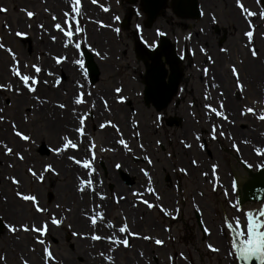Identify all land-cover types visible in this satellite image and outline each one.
I'll use <instances>...</instances> for the list:
<instances>
[{
    "label": "rangeland",
    "instance_id": "374dc122",
    "mask_svg": "<svg viewBox=\"0 0 264 264\" xmlns=\"http://www.w3.org/2000/svg\"><path fill=\"white\" fill-rule=\"evenodd\" d=\"M101 2V6H104L102 0H98ZM91 3L89 0H85L84 3ZM220 0H203V6L204 9H206V13L209 14L212 12V16H217L219 19L218 24L222 26L223 21L221 20L220 16V10L221 7L219 5ZM227 3H230L232 7H235L234 0H224V5ZM246 2L249 4L248 0ZM111 4L114 5L112 10H109L108 15H104V13L101 15V8L98 11V16L93 17L91 20L93 23L92 26L94 28L103 29V32H106L107 34H104V41L102 42L101 47H99L101 50L103 49L106 51L105 53H108L107 56H101L94 58L96 63H98V66L100 67V80L98 83H96L95 86H91L92 88L97 89V94L102 95V92L108 91L110 93L114 94V90L116 87H123L122 92L124 93H131L133 90L135 91V94L132 95L133 102H130V105L134 106L136 110L139 112L137 120L140 121V129L142 126V122L146 121H154L155 118V111L152 109H148L146 105H144L141 97V72L143 71L144 63L143 61H140L136 58V46L134 44V40H136L134 33L132 32V25L122 32V35H118L115 31H109L108 28H100V26L96 25V21L98 19L104 20L105 25H108L110 22L111 24H114L118 26V22L113 19L114 16L122 17L124 13L127 12L128 9V2L127 0H122L121 3L117 2V0H111ZM251 4V3H250ZM54 0H0V8L6 9V12H0V29L1 30H7L4 34L0 32V42L4 43L6 47H10L17 55V58L23 63H27L29 67L27 69H22L24 72H29L31 69V65L33 63L42 65L44 60V51L37 52L33 49L34 44V33L30 32V24H33L34 28H40L38 25L43 24V20L39 17L40 12L46 17L47 22H51L52 20V12H54ZM90 6V4H89ZM13 8H15L13 10ZM236 8V7H235ZM22 9L27 11H33L36 13V16L33 18V20H30L29 17L26 15L25 11H22ZM47 9L48 11H45ZM237 9V8H236ZM165 13L167 16L174 17V13L171 10V8H167L165 10ZM162 17V16H161ZM206 19L209 21L208 16ZM135 20L132 21L134 23ZM142 21V20H141ZM212 21V19H211ZM83 21L82 26L84 28H88L87 22ZM21 23L23 26H21ZM213 23V21H212ZM44 25V24H43ZM119 27V26H118ZM223 27V26H222ZM183 33H189V30H186L185 27H181ZM153 29V27H152ZM242 29H246V26L240 28V31H236L238 35V40H240L242 43L245 42ZM262 31H264V28L261 27ZM24 32L28 34L26 37H18L15 35L16 32ZM99 31V30H98ZM30 33V35H29ZM146 33L149 35V38L151 39L153 36L152 32L148 33L146 30ZM235 33V34H236ZM20 48H22L23 53L21 50L17 47V44ZM32 49V56H30V52ZM243 52L246 54L247 57H250L248 51L243 48ZM258 50L260 52L259 55V61L257 67H260L261 70V78L260 83L264 84V44H260L258 46ZM3 52L4 58L0 60V74H6L5 76L8 78V80L4 81V84L11 83V78H15L11 75L9 71V66L11 65V57L8 55V53L4 52L3 50H0ZM40 53L42 54L40 56ZM32 57V58H31ZM129 63V67H128ZM6 66V67H5ZM5 67V72H1L2 68ZM138 69V72H137ZM250 75L252 73H256V68L254 70H250L248 72ZM189 75V74H188ZM256 76V75H255ZM17 79V78H15ZM18 81V80H17ZM3 83V81H2ZM1 84V80H0ZM12 84V83H11ZM43 85V84H41ZM13 86V84H12ZM261 90H264V87L260 88ZM259 90V89H258ZM257 90V91H258ZM259 91L258 96L253 94V98H250V102H256V106H258L259 110L262 107L261 104V96L262 91ZM16 92V91H15ZM15 92L11 93L8 90L0 89V101L3 103L0 108H2L4 111L0 113V115L5 116V121L0 122V124L4 123L3 129L5 131H8V134L10 137H14L17 139L13 134L11 130V122H15L17 127L19 128H25L29 132L33 134V139L35 140V143L32 145H28L24 143L22 147L16 148L14 146V152L20 151L22 155H24V160L21 161L18 158H16L14 155L12 156H6L4 155L3 148H0V154L4 155L7 158L8 165L3 167L0 166V205L5 204L7 207L10 206L11 208H15L20 211H25V214H17L16 217H5L2 215V210L0 209V218L7 221H15V222H27L29 221L32 216V214H35L34 209L31 206L30 202H25L20 200L16 196V190L17 186L11 182V177H15L21 182V188L20 190L25 193H32L37 196V199L40 200V204L49 210H53V213L56 214L57 217H61L60 213H63L65 215L64 218H59L63 220V223L60 227L54 226L50 236L48 237V240L46 241L48 245L51 246V251L53 252L55 256V261L52 262V264H64L65 259L67 257V254L69 252H73L78 249V242L79 239L77 235H73L75 230L74 222L71 219V214L73 213L74 206L71 205V203L66 202L65 197L62 192H56L54 191V187L51 184V180H53L54 183H63L65 182V179L63 175H58V179L55 180L54 178L57 175L54 174H45V180L43 183L36 182L34 178L26 171L27 168L33 167L35 170L40 171L41 166L45 164H53L52 162V155L54 154L49 149V154L42 155L40 153V149L42 145L44 144L46 147L49 148V146L55 145L58 141L54 142L51 141V138L49 137L50 134L46 129V122L43 119H36V117L28 113L27 110L30 107V105L26 106L25 108H22V110L19 112L20 115V122L23 124V126H20L17 122V119L14 118V115L16 112H18L19 109H15L14 106V97L13 95ZM26 92V91H25ZM254 92V90H253ZM27 98L31 100L32 96H30L27 92L25 94ZM40 98L45 100L41 93L39 94V91L37 93ZM190 96L185 98V100L180 99L178 105H176L179 109L177 110V113L182 116V118L187 119V115H189V111H191L190 108ZM49 104L54 105L59 110V113L61 116L63 115L62 109L58 108L53 102H50ZM14 105V106H13ZM242 105H248V102L246 100L241 101V103L238 105V109L236 110L237 115L239 114L238 110H240V107ZM249 105L254 106L253 103H250ZM126 109L129 107H125ZM202 109V107H200ZM261 111V110H260ZM110 113V112H108ZM167 113V114H172ZM66 115V114H65ZM65 115L62 117L64 118ZM110 115V114H109ZM25 116H27L28 122L25 123ZM111 119H114L110 115ZM188 120V119H187ZM242 120V119H240ZM238 120V121H240ZM251 120H254L251 116L247 119V126L249 129V126L251 125ZM91 121V118L90 120ZM98 120H95L94 122H97ZM244 124L246 125L245 119L243 120ZM255 123V120L253 121ZM116 123H118L116 121ZM184 122H182V125ZM182 125L176 126L173 125L169 128L163 127L162 130L157 132V135H152L150 132H148L147 137L145 136V133L143 132V140L142 143H145L149 146L148 149L144 148V150L132 153L128 155V158L134 163V169L137 172H140L141 167H147V163L143 160V157L147 155L152 160L153 165V171H154V179L153 183L157 184L158 189H161L159 186V182L157 183L158 175L160 173V170L165 165L168 167V174L172 176V173L175 171H179V166H184V160H179V152L181 150H185L183 143H181L182 140L186 141L187 143L191 142L193 139L192 134H185L182 131ZM252 126H250V130H252ZM246 129V128H245ZM111 130V129H110ZM193 132L195 129H192ZM113 132V130H111ZM164 131V132H163ZM172 132L175 134L173 135ZM189 132V131H188ZM191 132V131H190ZM91 136L95 139L97 143V150L101 151V144L100 141L102 140V136L99 131H92ZM169 136L168 138H166ZM171 137V138H170ZM262 143H264V121H261V138ZM0 140L5 141V139ZM116 140V137H113V142ZM157 141H159L160 145H158ZM9 146H13V142L10 140V142H6ZM225 148L227 147L228 151L220 152L218 149L217 153V159L219 160L222 171L225 174L226 178L228 177L227 172L231 169V162L234 161L233 152L230 148L229 142H224ZM99 145V146H98ZM135 145H137V142H135ZM160 146H163L160 148ZM30 147V151H24L25 148ZM218 147V145H217ZM139 148V147H138ZM136 148V150H138ZM98 151V152H99ZM99 155L101 156V159L106 162V169H110L111 171L115 172L116 175L119 176V178L124 182L125 185H127L129 189V195L132 201H130L131 205L133 202L134 207H136V210H140L139 212V220L143 221H152L150 226L148 225H138L139 232L142 235L152 237L150 240H144L140 237L137 239H134V235L128 236V241L130 242V246L128 248H124L122 245L116 250L109 251L108 253H105L108 257H113L116 264H132V262L136 263H142V264H233V258L228 255V245H226L225 241V235L221 234V227L223 225V215L220 212L223 210V212L228 215L229 218L234 217L235 215H238L236 211L230 207H228V203L222 198V196L216 194V198L218 201H216L215 197L210 192V189L206 185H203L204 182L201 184H195V182L188 183L189 180L185 179L183 180L184 185H182V191L184 193L189 192L190 197H185L184 203L181 200L180 196H176L173 194V188L171 185H163V187H166V190L168 189L167 195L163 196L161 199V203L168 211V207L172 209V212H176L175 210L178 208L180 218L176 221H172L171 219H168L166 215H164L161 211H159L156 207L149 209L146 205H142L141 203H138L135 201V197L133 195L132 189L134 188V183L132 181H129L128 183L124 181V176L128 177V179H131V175L128 172H125L124 165L122 166V169H115V165L117 163H120L118 158H114V154L112 152H107L105 155L103 152H99ZM188 158L187 160H189ZM224 159H227L229 163H226ZM264 159V157H262ZM19 161V162H18ZM108 162V163H107ZM10 163H13L11 167H9ZM44 163V164H43ZM54 165V164H53ZM5 169V170H4ZM4 170V171H3ZM101 175L103 174V169L99 168ZM126 170H128L126 168ZM180 172V171H179ZM168 174H164L161 177V181L164 179V177ZM123 177V179H122ZM172 178V177H171ZM75 183H76V178ZM173 179V178H172ZM171 179V180H172ZM3 181L6 183H3ZM24 181V182H23ZM164 182V181H162ZM144 184V183H143ZM9 185V186H8ZM11 186V187H10ZM115 182L107 180L106 189L108 193H111L115 189ZM206 188H208L206 190ZM50 191V192H49ZM171 192V195L169 193ZM204 195L201 196L200 193H203ZM118 195L126 194V192L117 191ZM195 196V197H193ZM119 197V196H118ZM110 199V202L112 203L111 210L106 212L105 218L106 220H110L111 222H114L118 226L123 222V218H127V223L130 226V221L128 218V214L121 211L122 209L119 207V203L114 202V199L110 196L108 197ZM151 199V197H150ZM196 201V206H199L200 214L202 219L205 218L206 223L204 225H207L210 228H213L215 226L216 228V234L219 235V237H222L223 240L221 246L213 239V235L211 236H205L203 235L202 231L200 230L197 219H195V210L196 207H194V200ZM152 200V199H151ZM154 202H151L155 204L157 201L153 199ZM69 203V204H68ZM59 205V207H57ZM90 202L88 204V208L85 209V212H88L92 209L89 207ZM141 206V207H139ZM115 207V209H114ZM9 208V207H8ZM55 211V212H54ZM217 211V212H216ZM69 213V216H68ZM182 213H184V218H182ZM28 214L30 217H27ZM232 214H234L232 216ZM39 215V214H37ZM2 216V217H1ZM43 218V217H41ZM5 223V222H4ZM141 223V222H140ZM148 223V222H147ZM153 224V225H152ZM165 229H168L169 231H165ZM133 232V231H132ZM134 233V232H133ZM126 235V234H125ZM209 235V234H208ZM19 237L17 239L16 237ZM224 236V237H223ZM6 237V238H5ZM27 237L26 234L19 233L14 235H11L8 233L7 229L5 227L0 229V255L6 257V261H0V264H21L20 256L14 255V257H8L6 254L7 248L5 245L6 241L9 240V238H12L14 240H20L25 239ZM143 237V236H142ZM160 238L165 242L164 245H156L154 243V238ZM123 238V237H121ZM144 241L145 246L139 242ZM213 244L217 246V244L220 246L219 252H213L208 247H206L207 244ZM225 244L226 246H223ZM33 245V246H32ZM132 245H136L132 248ZM2 246H4L2 248ZM35 247L36 251L32 252L30 251V248ZM25 258L29 260V264H32V260L30 261V257L34 256L35 253L41 254V246H35V244L27 243L25 245ZM132 248V249H131ZM92 249H89L88 252L90 253ZM103 249L97 248L95 251L92 250L91 254L98 255L102 252ZM143 253V255H141ZM146 253V255H145ZM183 254V255H181ZM69 257L72 259L73 264H80L83 262V255H69ZM100 257V256H99ZM171 257V259H169ZM101 260L105 259L100 257Z\"/></svg>",
    "mask_w": 264,
    "mask_h": 264
},
{
    "label": "flooded vegetation",
    "instance_id": "af4514ba",
    "mask_svg": "<svg viewBox=\"0 0 264 264\" xmlns=\"http://www.w3.org/2000/svg\"><path fill=\"white\" fill-rule=\"evenodd\" d=\"M187 2L191 3L190 1ZM242 2L244 3L245 7L249 8L251 11L258 13L259 11L264 10V0H260L259 4L257 3V0H248L249 4L246 2V0H242ZM161 4H162V9L159 12V16L154 20V22L151 25H148L147 18L145 15L144 18H142L141 22L144 28L143 36L148 43H150V41L154 39L157 40V44H159L161 40H168L170 42V44L168 45L170 49H163L160 53H152L151 51V53L148 55V52L142 47L141 49L136 48L135 53H136V58L140 61H143L144 63L143 71L141 72V76L139 79L141 80V85H142V89H141L142 101L144 105L148 107V109L150 110L153 109L155 111V118L157 115H162L163 119L157 123H154L155 118L154 121L152 122L149 120L146 122H142L141 129L143 130L145 136L147 137L148 132H150L152 135H157V132L162 130L163 127L169 128L173 125L180 126L182 125V122H184V124L182 125L183 133L192 134L193 139L191 140V142L188 143L191 145L190 148H186L184 146L186 149L181 150L179 152L178 155L179 160L180 159L184 160V166H179L178 169L179 171L182 168L186 169L187 174L185 175L181 171L180 172L175 171L174 173H172L171 176L167 172L168 167L164 165L160 170V173L158 174L161 175L160 177L158 176L157 179V183L159 182V186L161 188L158 189L157 184L153 183L155 179L154 171H153L154 167L152 164H148V162L143 157V160L147 163V167H141L140 172H137L135 170V172L138 173L139 175L136 174L133 175L130 173L129 170H125V172H128L132 178L128 179V177H126L125 175L124 181H126L127 183L129 181H132L134 183L133 186L135 189H132V191L143 192L148 187L147 178L141 172V169H144L145 171L149 172V175L151 176L152 179L151 186L155 188L156 192L161 196V198H163L164 195L165 196L167 195L169 190L168 189L166 190V187H163V185L168 184L174 187L173 194H175L176 196H180L183 203L185 201V197L191 196L189 192L184 193V191H182L181 187L182 185H184L183 180L188 179L189 184L195 182V184L197 185L198 184L202 185V182H204L203 185L207 184V187L210 189V192L215 197L216 201H218V199L216 198V194L220 195L228 203V207H230L229 201L233 203H235L237 200L240 201V192L242 191V186L244 185L246 180L250 178L246 166L251 165L250 168L252 169V171H254L260 165L261 157L256 155L254 148L264 147V143H262V140L260 139L261 121L256 119L251 113H249L248 115H241V111L246 105H242V107H240V110H238L239 112L238 115L236 112V110L238 109V105L241 103V101L246 100L248 102L247 105L248 107L251 106L249 105L250 103H253L254 106L251 107L256 109L257 114L260 113L258 106H256V102H250V98H253L252 95L255 94L253 90L255 91L256 89H258L261 83L260 82L259 84L255 83L256 73H252L250 75L248 71L247 72L245 71V69L247 68L246 67L247 60L249 61L253 60L254 64L256 65L260 63L259 61L260 52L258 50V46L260 44H264V31L260 30L261 27L264 28V19H260L259 15L249 18L251 20L252 25L254 26V35H253V43L248 47H246V44L248 42L246 41L245 35L243 34L244 36L243 38L245 42L242 43L240 40H238V35L236 31L239 32L240 28L243 27L244 25L247 28L248 24L242 18L239 9H236L237 8L236 6H235L236 8L232 7L230 3L227 2L226 5H224V0H220L219 5L221 9L219 10H220L221 20L223 21L222 24L223 27H221V29H219L220 31H218V28L216 27L215 23H212L211 21L212 12L207 14L206 9H204L203 0H199V7L201 10V17L199 19L182 16L185 15V13L184 12L182 13L180 10L179 11L176 10V9H180V5L179 2H177V0H163ZM234 4H235V0H234ZM169 7L173 11L174 17L166 15L165 10ZM184 7L186 8V6ZM231 9H235L239 17L242 19V25L236 26V31H235L236 34L235 33L231 34L230 30L224 24V22L226 21L225 18L229 17V15L231 14L230 11L232 12ZM207 16L209 18V21L206 19ZM181 27H185L186 30H189L188 31L189 33L186 34L183 33ZM146 30L148 33L152 32L153 37L151 39L149 38V35L146 33ZM157 30L164 33V35L158 36ZM245 31L246 29H242V32L245 33ZM55 35L57 36L58 33L55 32ZM134 35L136 38L135 33ZM89 42L93 47L99 48V46H97L94 42H91L90 39ZM249 47H255V49L258 52L257 58H253L251 56L249 52ZM201 48H203L205 51L201 52L200 51ZM236 48L238 50H235ZM243 48H245L248 51L250 57L246 56V54L243 52L244 51ZM225 49L227 51H223ZM64 51H67V49L61 50V47L59 50L48 51L47 55L49 54L50 60L54 63L56 67L58 66L62 68L64 66L63 64L68 61V59L62 60V62L59 65H57L55 63V60L53 59V57L56 56H60V57L67 56V52ZM101 52L104 54H108L105 53L106 51H104L103 49L101 50ZM205 52L207 53V55H205ZM233 65H235V67L237 68L240 82L244 85L243 92L239 91L236 87V77H234L231 72V68ZM128 67H129V63H128ZM76 68L78 70L77 66ZM204 69L208 70L207 74L204 73ZM46 71H52L56 74V76L60 78L61 81L60 85L58 87H53V89H58L62 95L67 94V92L69 91V87L65 84V81L69 80L68 73L64 71H57L56 69L51 68L50 66L47 67L45 65V72ZM178 75H179V80L177 84ZM158 78H160L161 81L157 84L156 80ZM44 79L48 80V85H44V87L52 89L51 85L53 84L54 77L47 76L44 73ZM120 88H122L123 90L122 86ZM154 89L157 90L154 91ZM260 90L261 89H259V91ZM135 91L133 90L131 93H124V91L119 93L118 94L119 96L125 98L123 103L117 102V100L115 99V97L117 96L115 91H113L114 94L108 91H104L102 92V95H99L97 93L93 95V98L97 100L99 103H101L103 107L104 104L100 100V97L103 96L108 101V109L102 110V113L99 114L100 118L98 120H100L101 122L112 120L115 123L117 121L118 122L117 126L119 128L120 133L123 134V138L128 142L129 146L133 149L132 153L139 151L142 152V150L138 147L142 143L141 141L143 140V132L140 129L141 123L139 120H137L139 112L136 110L134 106L130 105V102H133L131 96L135 94ZM261 91H262L261 100L262 99L264 100V90ZM187 93L188 96H190L189 105L191 108V111H189L188 113L189 115H187L188 117L187 119L193 123V126L191 125L192 126L191 128L189 127L185 128V122L188 120L185 118L183 119L182 116H180L177 113L179 107L175 108L177 107L176 105H178L180 99L183 98V100H185V98L187 97ZM258 93H256L257 96ZM206 95L209 97V99L207 100L205 99ZM229 98H233L234 101L233 108H230L228 106ZM46 99L49 101H54L57 104L59 103L65 104V101L60 99H55L52 96H48L46 97ZM166 99L167 101L165 102ZM221 102H223L224 105V109H223L224 115H226L228 119L223 120L219 117H216L213 114L210 120L208 116H206L207 110L205 109L204 105L211 104L213 107L219 110V104ZM163 104H166L164 108L162 109L156 108L157 105H163ZM114 106L122 107V108L129 107L127 109L125 108L126 111L129 113L128 117L126 112L124 113L120 111L119 114L116 113ZM200 107H202V109H200ZM171 112L173 113L167 114ZM109 114L114 119H111ZM249 116H251L255 120V123L253 122L254 120H251L250 123L251 124L250 126L253 125L252 130H250V126L249 129L247 126V122H248L247 119ZM93 118H94V114L91 113V119ZM244 119L246 121V125L243 122ZM121 121H126L128 123L129 126L128 133H126V129L123 127L124 125ZM213 123L221 125V127L217 130V139L215 140H212L209 137L211 124ZM134 125H136V127H134ZM93 129L96 130V125L93 126ZM110 129L111 127H106L105 130L101 129L100 132H105ZM192 129H195V131L193 132ZM220 131H223L225 133L223 137L219 135ZM135 132L140 133L139 137H136L134 135ZM111 133L113 132L111 131ZM111 133L109 134L110 136H112ZM253 133H256L257 135ZM172 134L174 135L175 133L172 132ZM194 134L200 135L201 139L199 142H197L194 139ZM168 137L169 136H167L166 138ZM229 137H231L232 139H229ZM108 139H110L109 136ZM108 139L101 140V148L114 147L113 145L114 143L112 141L113 139L111 138L110 139L111 141H108ZM243 140H248L250 141V143L244 144L241 142ZM135 142H137V145H135ZM224 142L230 143V148L233 152L232 155L234 157V161L231 162V169L230 171L227 172L228 175L227 178L222 171V167L219 160L217 159L218 149L220 152L228 151L227 147L225 148ZM142 144L144 145V148L146 149L149 148V146L146 145L145 143ZM200 144H203L204 147L201 148L199 146ZM233 144H235L239 148L238 152L233 147ZM158 145H160V143H158ZM162 147L163 146H160V148ZM246 147L249 148V153L257 157V159H252L248 155L244 154L243 151L246 150ZM136 148H138V150H136ZM120 153L124 156H128L132 154L125 151L122 148V146L120 148ZM188 158L190 159L187 160ZM193 160L197 161L196 166L192 164ZM224 160L226 163H229L227 159ZM211 164H218L219 166L217 169V174L219 176V181H218L219 187H217L215 191L212 190L213 183L211 181V172H210ZM106 165H107L106 162H104L102 159H97L94 164L96 172L93 176L94 180L103 181L105 187L107 183L105 185L104 177H105V173H107L109 169V168L106 169ZM234 165H236L242 171L245 177H240L235 172L236 169ZM101 167L104 170L102 175L99 170V168L101 169ZM202 172H209V176L208 177L202 176L201 175ZM164 174H168V175L164 177V179L162 180L164 182H162L161 177ZM117 178L118 175H116V181L120 179L119 178L117 180ZM234 180L238 181L236 191H234L232 187ZM110 181L113 182V180ZM119 181L123 186L127 187V185H125L121 179ZM161 183H163V185H161ZM116 187L117 186H115V189ZM208 188H206V190ZM115 189L110 193L113 199L124 197V199L119 200V204H121V202L125 201L126 199L130 200L131 197L129 195L128 187L127 190L124 191L126 192V194L123 195H118L117 194L118 190ZM225 191L228 192L227 196H225ZM169 195H171V192L169 193ZM134 197L136 200H139L136 196ZM150 197L152 200L150 199ZM144 199H147L151 203L154 202L153 199H155V197L152 196L151 193H146ZM196 201L197 199L193 201L194 207H196ZM159 203L162 204L160 201ZM142 205L145 204L142 203ZM230 208L232 209L233 207ZM233 209L235 210V208ZM179 211L173 213L172 209L168 207V212L172 213V215L167 216V218L171 219L172 221L178 220L180 218ZM122 212L123 214L127 213L123 209ZM220 212L222 213L223 217L224 216L228 217V215H226V213L223 212V210H221ZM236 213L239 214L240 212L236 211ZM194 214L196 216L195 219H197L198 226L202 231L203 235L211 236L213 233L216 234L217 230L215 226H213V228H210L207 225H204V223H206L205 218L202 219L199 211L195 210ZM182 218H184V213H182ZM129 227L132 230L131 225ZM205 227H207L210 230L211 233L210 235L204 233L203 229ZM223 235H225V233ZM219 239L220 241L221 239L223 240L222 237H220ZM215 241L218 242L217 240ZM225 241H226V237H225ZM218 244L221 246L222 243L218 242ZM218 244L217 246L215 245L214 246L219 248L220 246ZM226 245L223 244V246Z\"/></svg>",
    "mask_w": 264,
    "mask_h": 264
},
{
    "label": "snow or ice",
    "instance_id": "6c2138e0",
    "mask_svg": "<svg viewBox=\"0 0 264 264\" xmlns=\"http://www.w3.org/2000/svg\"><path fill=\"white\" fill-rule=\"evenodd\" d=\"M93 3H96V0H92ZM119 2V0H117ZM260 0H257V3L259 4ZM65 3V10L62 12L61 18L59 21H57V17L55 15L52 16V20L56 21L53 24V27L62 33V46L65 49H68L69 47L73 48L74 51V59L71 61L74 65H76L83 78L86 80L88 77V69L86 67V61L85 57L88 52L95 51L93 46L88 43L85 29L81 27L79 21L76 19L79 16H82L81 11V3L80 0H64ZM235 6L237 9H239L240 14L242 18L245 20V22L248 24V29L245 31L244 35L247 38L248 43L246 44V47L251 45L253 43V34H254V26L251 23L250 17L259 15L260 19H264V10L257 12L251 11L249 8L245 7L242 0H235ZM103 11L107 12L109 11L108 7H103ZM22 11L26 12V15L29 18H32L35 13L31 11H27L22 9ZM45 11H48L45 9ZM0 12H6V9L0 8ZM114 20L119 21V16H114ZM213 22L215 21V16L211 17ZM96 23H101L100 21H96ZM40 28H43L44 25L40 24L38 25ZM104 27H110V25H103ZM30 27V25H29ZM139 27V26H138ZM114 31L119 34L120 29L115 28ZM16 36L18 37H26L27 33L25 32H16ZM157 35L162 36L164 33L157 30ZM53 41H55L56 37H52ZM154 46V45H152ZM0 50H3L4 52L8 53V55L11 57V65L9 66V71L11 75L15 78H17L18 82H20V87L16 88V94L20 95L22 94V90H26L29 94L32 95V99L34 102L38 104L46 103L47 101H43L40 99L39 95H36L37 93V86L40 84L48 85V80L44 79L41 80L39 77V74L41 73V66L38 64L33 63L31 65L32 72H24L22 69H27L29 65L27 63H23L17 58L16 53L10 48L6 47L4 43L0 42ZM87 50V51H86ZM201 52H204L205 50L203 48L200 49ZM223 51H227L226 49ZM249 52L253 58H257L258 52L255 49V47H249ZM95 55L100 56L99 52H95ZM205 55L207 53L205 52ZM103 58V57H101ZM55 60V63L59 65L62 60H67V56L62 57H53ZM207 69H204V73L207 74ZM231 72L234 77H236V87L239 91H244V85L240 82V78L238 75L237 68L235 65L232 66ZM45 74L50 77H54L52 87H58L61 83L60 78L56 76V74L52 71H46ZM79 91L74 95L72 99V103L74 105H84L87 103L85 97H91L92 93L90 91H85V85L77 82L76 84ZM0 89L12 91L13 87L11 83L7 84H0ZM122 92V88L116 87L115 93L117 96L115 99L119 103L124 102V97L119 96L118 94ZM205 99H209V97L206 95ZM100 100L103 102L105 109H108V101L101 96ZM261 103H264V101H261ZM60 109H64L66 107L65 104L59 103L56 105ZM206 111V116L211 120L212 115L214 114L216 117H219L223 120H227L228 117L224 115V105L223 102L219 104V110L217 108L213 107L211 104H205L204 105ZM95 108V103L91 105L89 110L87 112H80L76 108L71 109L72 115L74 117V123L70 126L65 128L64 131L58 134V141L57 143L51 147L50 151L54 153L57 157H63L67 159L68 161L72 162L73 165H78L80 169L87 170L86 172V179L81 178L80 175H77L76 179L78 181V184L76 186V191L81 194L86 193H92L96 197L99 198L100 201H105L107 197L100 191H97V188L99 185L103 184V181L94 182L93 176L96 172L94 164L96 160V143L95 139L91 136L90 131L88 130L87 121L90 120L91 112ZM4 110L0 108V113H2ZM251 113L256 119L260 121H264V109L260 111L259 114H257L256 109L253 107L245 106L242 111L241 115H248ZM5 116L0 115V122L5 121ZM163 119L162 115H157L155 118L154 123L159 122ZM25 123L28 122L27 116L24 118ZM101 129L105 128L106 126H111L112 128L116 129L117 133L119 134L120 138L116 140V143L121 145L122 148L132 153L133 149L129 146L128 142L123 138V134L120 133L118 126L113 123L112 121H107L106 123H102L99 125ZM136 127V125H134ZM221 127L219 124H211L209 137L212 140L217 139V130ZM11 130L12 134L17 137L20 141L25 142L28 145H32L35 143V140L33 139V134L29 132L25 128H18L15 122H11ZM134 135L136 137H139L140 133L135 132ZM219 135L223 137L225 133L223 131L219 132ZM194 139L199 142L201 137L199 134H194ZM229 139H232L229 137ZM244 144L250 143L248 140L241 141ZM159 143V141H157ZM181 143H184V146L186 148H190L191 145L181 141ZM201 148L204 147L203 144L199 145ZM233 147L236 149V151H239V148L233 144ZM0 148H3L4 155L6 156H12L14 155L19 160H24V155L21 154L20 151H13V148L10 147L6 142L0 140ZM139 148L141 150H144V145L141 143L139 145ZM101 151H115L114 148L108 147L104 148L102 147L100 149ZM24 151H30V147H27L24 149ZM254 151L257 156L264 157V148L255 147ZM81 154V155H77ZM144 159L148 162V164H152V160L145 155ZM192 164L194 166L197 165V161L193 160ZM12 165L10 164L9 167ZM117 169L121 168V165L117 163L115 165ZM218 164H211L210 165V172H211V181L213 183V191L216 190L217 187H219V176L217 174ZM251 167V165H249ZM259 167L264 168V165H259ZM26 171L34 178L36 182L43 183L45 180V174L50 173L54 175H59V172L56 171L53 164H45L41 166V170L38 172L33 167H29L26 169ZM181 172H183L185 175L187 174L186 169H180ZM141 172L143 175L147 178V184L148 187L143 192H134L133 195L136 196L139 199L140 203L145 204L149 209L156 207L159 211H161L166 216H171L172 213L168 212L166 208L159 203L161 201V196L156 192L155 188L152 187V179L149 175L148 171H145L144 169H141ZM202 176L208 177L209 172H202ZM11 182L17 186L16 190V196L25 202H30L32 208L34 209V212L39 215L33 216L29 221L27 222H20L18 224L12 223L7 226V231L11 235H16L17 233L23 232L32 234V240L33 244L41 246V260L43 261V264H52L53 261H55V256L53 252L51 251V246L47 244L45 237L48 234L49 225H53L56 227H60L63 223L62 219H58L55 215L48 214V210L45 207H42L37 199V196L32 193H25L20 190L21 188V182L16 179L15 177H11ZM238 181L234 180L232 187L233 190H237ZM146 193H151L152 196L155 197V200L157 203L153 204L150 203L147 199H144V196ZM202 196L203 193H200ZM228 195V192L225 191V196ZM83 198V197H82ZM124 199V197H119L118 199H115L116 203H119V200ZM241 202L237 200L235 203L229 201V206L235 208L237 212H241V208L239 207V204ZM59 207V205H57ZM102 205L100 204H94L93 209H91L88 212H84V217L89 221L90 227H91V233L87 236L81 233L74 232L73 235H79L82 239H90L94 242H101V243H107L108 245V251H115L116 248L120 247L121 245L124 248H128L129 242H128V236L137 235L138 233H133L130 230V227L127 223V218H123V222L118 226L117 224L111 222L110 220L105 219V215L103 211H98L101 209ZM196 210L200 211L199 206H196ZM176 211H179L176 209ZM244 217L243 224L241 223L240 216H234V217H227L224 216L223 219V225L221 227V234H224L225 231L227 232V242H228V255L233 258V264H236L237 261L240 262V264H249L253 259L259 262V264H264V206H260L256 208L255 210H248L244 211L242 213ZM43 217V218H41ZM5 227L3 220L0 219V228ZM109 230L107 234L103 232V229ZM165 231H169L168 229H165ZM203 231L206 234H211L210 230L205 227ZM100 234H97V233ZM126 234V235H125ZM123 237V238H121ZM19 239V237H16ZM144 240H150L152 237L149 236H143L140 237ZM154 243L156 245H163L164 241L157 238L154 240ZM206 247H208L213 252H219L220 249L218 247H215L214 245L207 244ZM30 251L35 252V247L30 248ZM143 255V253H141ZM183 255V254H181ZM99 256L102 258H106L112 261V264H114V258L113 257H106L105 252H100ZM171 259V257L169 258ZM21 264H29V260L24 258L23 256L20 257ZM0 261H6V257L0 255Z\"/></svg>",
    "mask_w": 264,
    "mask_h": 264
},
{
    "label": "bare ground",
    "instance_id": "6f19581e",
    "mask_svg": "<svg viewBox=\"0 0 264 264\" xmlns=\"http://www.w3.org/2000/svg\"><path fill=\"white\" fill-rule=\"evenodd\" d=\"M55 1V6H54V15L57 17V21L60 20L61 18V8L62 7H66L64 0H54ZM15 8H13L14 10ZM232 12L230 11V15L228 18H225V26L230 30L231 34H234L236 31V26H240L242 25V19L239 17L237 11L235 9H231ZM85 13L87 16H91L93 13H98V9L87 6L85 8ZM39 17L46 21V17L42 14V12H40ZM24 25V24H23ZM21 23V26H23ZM7 30H1L0 32H2L3 34L6 32ZM32 32L34 33V41L36 43V47H35V51L37 50H44V63L45 65L48 67L50 66L51 68L56 69L57 71H64L67 72L68 75L71 74V78H69L68 81H65V84L69 87L70 90H74V83L75 80H81V74L80 72L77 70L76 66L72 64V62L69 60L66 63H64L63 67H56L54 65V63L50 60L49 54L47 55L48 51H53V50H59L62 46V42H61V38H60V34H58L57 36L55 35V32L53 30V28H50V25L48 23L47 27H43L41 30V33H39L40 37L37 36L38 30H35L34 28H32ZM107 34L106 32H103V30L98 31V29L90 27V31H89V39L91 42H94L97 46L101 47L102 42L104 41V34ZM52 37H56L55 41H53ZM17 44V43H16ZM17 47L22 51V48H20L17 44ZM74 49L69 47L67 49V51L64 52H69L70 55H73ZM235 50H238L237 48ZM3 52L0 51V60L4 58L3 56ZM33 54H30V56H32ZM6 67V66H5ZM5 67L2 68L1 72H5ZM246 69L245 71L249 72L250 70H254V68H256V76H255V83L259 84L260 78H261V70L260 67H257L256 64H254V61H249L247 60L246 63ZM6 75V74H5ZM4 74H0V80L4 81L8 80V78L5 76ZM11 83L14 85V91L16 88H19L20 82L17 81V79L15 78H11ZM261 87H264L262 84H260V87L258 89H260ZM256 89L254 92L257 93L259 92V90ZM258 90V91H257ZM39 92H43L44 94H46V97L48 96H52L55 99H60L65 101V104L67 103V108L66 111H64L63 113H65V117L61 118V116L59 115V111L56 110L55 108H53L50 104H44V105H39L38 103L34 102L32 103L30 101L29 98H27V96L25 95L24 90H22V94L17 95L16 92L13 95L14 97V106L15 109H19L18 112L15 113L14 118L17 119V122L19 123L20 126H23V124H21L20 122V115L19 112L22 110V108H25L26 106L30 105V107L28 108L27 112L28 113H34V116L37 119H44L47 120L45 121L47 126L46 129L50 134V138L51 141L56 142L58 137V134L61 133L62 131L65 130V128L70 127L73 123H74V117L72 115L71 109H73L75 106L72 103V95L71 93L68 91L67 94L62 95L61 92L58 89H52L50 88H46L44 87H40L39 88ZM233 98H229L228 100V106L230 108H233L234 103H233ZM2 102L0 101V107L2 106ZM105 108L100 105L98 103V106L96 107V110L94 111V114L97 116L100 113H102V110H104ZM115 112L119 114L120 111L122 112H126L127 113V117L129 115V113L126 111L125 108L122 107H116L114 106ZM123 123V127L126 129V133H128V123L126 121H121ZM90 124V123H89ZM193 126V123L188 120L185 122V128L189 127L191 128ZM4 123L0 124V138L1 139H5V141L10 142V140L13 142V146H15L16 148H20L24 143H22L20 140L15 139L14 137H10L8 134V131H5L3 129ZM90 126L92 127V124H90ZM19 128V126H18ZM26 128V127H25ZM108 132V133H107ZM111 133L110 130L105 131L103 134L108 135L109 138L111 139L112 136H110L109 134ZM102 134V133H100ZM256 134V133H253ZM257 135V134H256ZM110 139H108V141H111ZM116 149H118L119 147L116 145L115 146ZM245 155H248L250 158L252 159H257V157L253 156L252 154L249 153V148L246 147V150L243 151ZM79 155V154H77ZM115 156L118 158L117 160H119V162L121 161L122 166L124 165V169L126 170V168L130 171L131 174H136L139 175L138 173L135 172V167H134V163L132 161H130L128 159V156H124L120 153V150L118 149V152L115 153ZM52 162L55 166H57V169H59V171L61 172V175H63L65 182L63 183H54L53 180H51V184L52 186L55 188L54 191L56 192H62L66 202L71 203V205L74 206L73 209V213L70 215L72 221L74 222L73 224L75 225V228L77 229V233H81L84 234L85 236L89 235L91 233V227H90V223L89 221L84 217L83 213L85 212V209L88 208V204L90 202L89 207L91 208V205L94 207V204H100L102 205L101 209H99L98 211H103L104 209L107 211H109V208L112 205V203L110 202L109 199L105 200L104 202L100 201L98 198L96 197H91V195L89 193L86 194H81L79 192L76 191V186L78 184V181L76 179V183H75V179L77 177V175H83L85 172V176H86V171L83 169H80V167L78 165H73L72 162L68 161L67 159L63 158V157H57L54 154L52 155ZM7 162V158L5 156L0 155V165L5 167L8 165ZM235 166V172L241 177V170L236 166ZM5 170V169H4ZM3 170V171H4ZM243 177L244 174H243ZM86 178V177H85ZM55 180L58 179V177L54 178ZM105 185L107 183V180H113L116 183V189L115 190H119L124 192L125 190H127L126 186H123L120 183V179L119 176L117 178L118 181H116V174L111 171L110 169H108L107 173H105ZM24 182V181H23ZM3 183H5L3 181ZM6 184V183H5ZM9 186V185H8ZM11 187V186H10ZM105 188V186H98V189L101 188ZM106 191V189H105ZM83 197V198H82ZM68 203V204H69ZM121 209H123L124 211H126L128 213V218L130 221V225L133 231H135V233L141 234L138 230L139 227L138 225H149L152 223V221H145L144 223H142L143 221L139 220V212L140 210H136L130 203V200L126 199L125 201L121 202L120 204ZM247 206H251V207H255V206H260V203L258 202H252L247 204ZM9 207V208H8ZM6 206L5 204L0 205V209L2 210V215L5 217H16L17 214H25V211L23 213V211H20L15 209V208H11L10 206ZM92 207V209H93ZM27 217H30V215L28 214ZM9 224L12 223H16L15 221H8ZM141 222V223H140ZM148 222V223H147ZM153 225V224H152ZM53 229V227H52ZM103 232L105 234L108 233V230L103 229ZM97 234H100L99 232ZM213 235V239L217 240L219 243H222L220 241V237L218 235H216L215 233L212 234ZM78 236V249L73 251V252H69L67 254V257L65 259L64 264H73L72 263V259L69 257V255H74V256H78V255H83V262H81L80 264H112V261L109 259H103L101 260L100 257L98 255H94L91 254L92 250L95 251L97 248H102L103 252L108 253L109 251L108 249V245L107 243H101V242H94L91 241L90 239H82L79 235ZM6 238V237H5ZM28 238H32L31 234L27 235V239H20V240H14L12 238H9L8 241H6L5 245L7 248L6 254L8 257H14V255L17 256H25V243L27 244V240ZM140 244H142L144 247L145 246V242L141 241L139 242ZM2 246V248L4 247ZM89 249H92L90 251V253L88 252ZM106 257H108L107 255H105ZM30 259L34 262V264H43V261L41 260V254L40 253H35L34 256L30 257ZM114 264H116V262L114 261ZM127 264V263H126ZM132 264H138L136 262H132ZM142 264V263H139Z\"/></svg>",
    "mask_w": 264,
    "mask_h": 264
},
{
    "label": "water",
    "instance_id": "95a60500",
    "mask_svg": "<svg viewBox=\"0 0 264 264\" xmlns=\"http://www.w3.org/2000/svg\"><path fill=\"white\" fill-rule=\"evenodd\" d=\"M187 0H178L177 2H180V5L186 4L187 8L185 10L189 11L190 13H196L197 11V0H188L191 2V4H189L188 2H186ZM143 2H145V4L147 3L149 6H151L153 14L154 12L157 10V7H160V5H157V0H143ZM146 4V5H147ZM178 11L180 9H177ZM183 10V9H182ZM87 59H88V67L90 69V72L93 76H95V78H97L98 76V68L96 66V64L94 63V61L92 60V56L90 54H87ZM178 78V77H177ZM161 81L160 78H158L156 80L157 84ZM177 83H178V79H177ZM157 89H154V91H156ZM167 101V99L165 100V102ZM166 104L163 105H157V107L160 109L162 107H164ZM252 180L250 181L251 183H248L245 186L246 189V195H248L249 198L251 199H261L264 195V170L260 171L257 174H252ZM241 177H243V173L241 172ZM249 264H259L258 261H256L255 259H253L251 262H249Z\"/></svg>",
    "mask_w": 264,
    "mask_h": 264
}]
</instances>
